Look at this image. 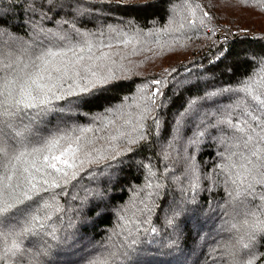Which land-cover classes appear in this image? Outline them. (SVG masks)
I'll use <instances>...</instances> for the list:
<instances>
[{
    "label": "trees",
    "instance_id": "trees-1",
    "mask_svg": "<svg viewBox=\"0 0 264 264\" xmlns=\"http://www.w3.org/2000/svg\"><path fill=\"white\" fill-rule=\"evenodd\" d=\"M60 2L71 3L73 8L65 6L61 11L54 7L44 21L46 28L55 30L62 24L72 31L74 22L80 31L96 33L94 39L114 45L101 48L111 53L108 63L116 76L115 86L93 105L92 113L99 115L112 108L117 124L127 122L125 127L134 137L143 126L145 139L119 158L123 164L112 161L114 166L99 180L96 174L107 162L83 166L82 188L93 191L82 201L70 200L69 186V195L59 198L75 218L74 227L64 233L68 217L60 223L64 213L53 216L49 223L61 230L58 235L70 239L54 244L41 258L44 264H86L85 257L92 252L116 251L133 237L146 235L154 243L140 245L142 251L133 252L127 264H229L230 247L241 253L245 250L242 229L232 227L242 224V218L234 219L228 211L232 208L230 185L225 182L227 169L221 171L227 163L226 144L207 133L196 139L194 126L187 121L181 129L182 139H176L175 121L198 93L236 88L248 76L257 82L264 79V12L260 10L264 5L257 0ZM20 3L0 0V15L7 17L19 40L30 42L33 33L22 24L25 13ZM77 3L81 6L78 12ZM63 20L70 23L63 24ZM119 34H127L130 42L115 39ZM154 79L163 82L164 95H158L156 106L147 112L152 89L161 87L150 83ZM229 94L215 98L223 102L219 107L225 106ZM77 119L80 124L89 123L87 117ZM46 120L47 128L56 127L55 114ZM181 154L190 157L187 164L181 162ZM89 172L94 174L89 176ZM178 185L189 201L179 207L175 203L180 195ZM79 195L84 196V191ZM176 211L180 214L173 224L164 228L165 217L173 218ZM153 227L155 233L150 232Z\"/></svg>",
    "mask_w": 264,
    "mask_h": 264
},
{
    "label": "snow or ice",
    "instance_id": "snow-or-ice-1",
    "mask_svg": "<svg viewBox=\"0 0 264 264\" xmlns=\"http://www.w3.org/2000/svg\"><path fill=\"white\" fill-rule=\"evenodd\" d=\"M257 2L264 5V0ZM18 6L25 13L23 26L33 33L30 42L19 40L7 17L0 15V264H44L41 258L54 244L70 239L58 235L61 230L49 223L53 216L63 212L60 223L68 217L64 233L74 227L75 218L68 215L59 198L69 195V186L70 200L82 201L93 191L82 188L83 166L107 162L96 174L99 180L114 166L112 161L123 164L119 158L132 151L131 145L138 146L145 135L143 126L134 137L125 127L127 122L117 124L112 108L99 115L92 113L93 105L115 86L116 76L108 63L111 53L101 48L114 45L94 39L96 33L80 31L74 22L72 31L62 24L55 30L44 26L54 7L62 11L65 6L73 8L71 3L22 0ZM74 7L78 12L81 6L77 3ZM260 10L264 12V7ZM115 39L130 42L127 34ZM150 83L161 87L152 89L147 112L156 106L157 96L164 95L161 80ZM238 85L193 96L175 121L176 139H182L181 129L187 121L194 126L196 139L207 133L212 140L226 144L227 163L221 171L227 169L225 182L230 185L232 208L228 211L234 219L242 218V224L233 223L232 227L242 229L245 250L241 253L230 247L229 264H257V260L264 264V79L257 82L248 76ZM224 93L230 94L221 108L223 102L215 98ZM50 114H55L57 121L54 129L47 128ZM78 116L89 118V123L80 124ZM189 159L180 155L184 164ZM177 187L180 195L175 203L186 205L185 189ZM79 191H84V196ZM179 214L176 211L173 218L165 217L163 227L173 224ZM151 243L154 241L147 235L133 237L122 249L97 250L85 261L117 264L119 257L120 264H127L133 252L142 251L140 245Z\"/></svg>",
    "mask_w": 264,
    "mask_h": 264
}]
</instances>
